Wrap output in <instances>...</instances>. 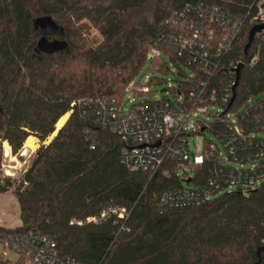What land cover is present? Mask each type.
Returning <instances> with one entry per match:
<instances>
[{
  "label": "trees",
  "instance_id": "1",
  "mask_svg": "<svg viewBox=\"0 0 264 264\" xmlns=\"http://www.w3.org/2000/svg\"><path fill=\"white\" fill-rule=\"evenodd\" d=\"M200 7L208 12L217 7L231 22L241 21L231 46L219 57L224 68L208 76L178 55L149 59L150 44L162 36L189 35L168 20L187 10L196 19ZM260 8L264 10V0H0V194L14 188L21 220L16 228L0 226V233L40 232L78 264H264V177L253 189L229 190L222 180L223 188L214 190L213 181L238 164L211 157L213 140L207 141L200 164L190 165L192 176L171 159L153 175L131 171L122 159L131 140L98 114L100 99L123 107L130 93L141 99L131 107L168 102L178 110L180 100L184 107L191 105L186 103L189 92L203 80V97L213 96L210 107L222 109L219 117L209 116L215 120L206 129L220 142L218 134L231 122L228 114L239 116L264 102L263 32L245 52ZM45 16L56 23V31L35 29L34 21ZM84 21L99 32V42L83 29ZM212 27L215 37L206 47L211 57L226 32ZM43 36L57 47L42 49ZM167 59L183 77L172 88L175 100L156 99L150 88L140 91L158 78L150 74L170 71ZM241 63L231 102L237 76L233 66ZM67 113L65 124L37 149L20 179L5 176L3 143H9L13 155L31 135L43 143ZM263 115L264 110L253 111L244 121L254 142L264 140ZM254 152L249 145L238 154L246 158ZM183 181L192 186L184 187ZM175 188L209 193V198L199 206L170 207L162 197ZM110 206L126 208L128 217L84 222Z\"/></svg>",
  "mask_w": 264,
  "mask_h": 264
},
{
  "label": "built area",
  "instance_id": "2",
  "mask_svg": "<svg viewBox=\"0 0 264 264\" xmlns=\"http://www.w3.org/2000/svg\"><path fill=\"white\" fill-rule=\"evenodd\" d=\"M196 15L198 17L192 19L188 15V10L173 15L168 22L183 28L189 35L162 36L150 44L148 58L161 57L165 53L178 55L184 58V63L187 65L197 64L204 68L208 76L213 75L218 68H224L219 57L231 46L241 26V21L233 19L231 22L228 14L217 7L210 9V12L200 7ZM257 19L259 20L257 24L264 23L262 8L259 9ZM213 25L219 26L218 28L222 30L225 29L226 32L218 47L212 51L213 56L211 57L206 47L215 37ZM237 68L238 66L234 65L233 72H237ZM206 85V81L202 80L197 87H193L186 101L191 105L184 107L183 100H180L181 105L178 110L170 109L168 102L156 104L154 107L138 104L125 109L117 107L114 101L106 99L98 101L100 119L120 132L125 140H131L122 151L123 162L131 171L147 172L153 175L166 159H171L180 162L182 170L189 173L191 165L189 136L200 134L202 129H210L212 124L207 121L210 119L209 116L219 117L222 111V109L210 107V104L215 101L213 96L210 99L203 97ZM132 86L128 87V92L131 91ZM139 90L146 92L149 87L143 85ZM130 102L134 100L130 98ZM225 102L228 100L226 99ZM260 110H264V102L253 109L246 110L239 116L228 114L231 122L227 124L224 131L218 134L224 152L217 143L213 141L210 143L211 157L222 159L225 164L234 162L238 164L236 168H231L228 173H222L221 178L213 181L214 190L223 188L222 180L229 190L238 187L253 189L264 177V164L257 162L264 160V140L254 142L250 138L255 135H247L243 125L244 121L251 116V112ZM204 117L207 120H201ZM261 130H264V125L261 126ZM249 145H254L255 152L246 158L239 156V151ZM246 160L249 162H247L248 166L244 164ZM201 161L202 159L193 164L198 165ZM208 194L187 188H175L166 192L162 201L170 207L199 206L209 198ZM128 215L126 208L110 206L99 214L88 217L84 222L99 224L111 218L123 221ZM0 264H78V262L72 257L62 256L53 239L30 230L0 233Z\"/></svg>",
  "mask_w": 264,
  "mask_h": 264
},
{
  "label": "rangeland",
  "instance_id": "3",
  "mask_svg": "<svg viewBox=\"0 0 264 264\" xmlns=\"http://www.w3.org/2000/svg\"><path fill=\"white\" fill-rule=\"evenodd\" d=\"M83 29H85L89 33V37L94 43H97L101 40V36L99 32L91 27V24L87 21L82 23ZM170 71L164 74H150L151 77L157 76V79L152 82L149 86L151 91L154 93V98H169L171 100H175L174 94L172 93V88L176 81L182 80L183 77L179 74L178 67L175 64H172V61L167 59ZM149 64L146 66L144 72H148ZM150 79H146L145 82L147 83ZM130 98L135 102H139L141 99L139 97H134L131 93L127 94L125 97V101L123 103V107L125 109H129L132 105L130 102ZM134 102V103H135ZM69 117V116H68ZM202 120H207L206 118H202ZM215 119H209L208 122H213ZM33 136V135H32ZM35 137V136H34ZM208 140H213V142L217 143L219 148L224 152V149L220 145V142L215 137V135L206 130L204 133L190 135L188 138L189 142V152L191 155V164L195 161H200L204 156V149L206 147V143ZM51 140L49 138L41 143V141L35 137L34 145L35 150H31L27 147L22 148V150L17 154L13 155L10 151L11 155H5V149L3 146V159H2V170L5 176H9L12 179L18 180L23 175L25 170L30 166L32 158L36 153L37 149L42 144H48ZM180 174L183 175V172L180 171ZM194 172L189 167V176H192ZM17 183H15L16 185ZM182 185L184 187L192 186L189 185L187 182L183 181ZM14 188L9 190L6 193L0 194V224L3 227L8 228H16L20 224V207L17 202V199L14 196Z\"/></svg>",
  "mask_w": 264,
  "mask_h": 264
},
{
  "label": "water",
  "instance_id": "4",
  "mask_svg": "<svg viewBox=\"0 0 264 264\" xmlns=\"http://www.w3.org/2000/svg\"><path fill=\"white\" fill-rule=\"evenodd\" d=\"M34 27H35V29H41L42 31H47V30L56 31V29L58 28L56 23L49 16L37 18L34 21ZM258 32L264 33V24L263 23L256 24L250 30L249 41H248V44L246 45L245 52H247V50L251 46V44L254 40V37ZM40 45H42V49H44V50H54L57 47V44L55 42H48V40L45 36H43L41 38ZM242 65H243V63H241L239 65V67L237 68V76H236L235 84H234L233 89H232L233 90V96H232L231 102L235 99V96H236V87H237L238 82H239L240 69H241ZM204 130L205 129H202L201 132H204ZM56 131L58 132L57 128H56ZM260 251H264V246L262 248H260Z\"/></svg>",
  "mask_w": 264,
  "mask_h": 264
},
{
  "label": "bare ground",
  "instance_id": "5",
  "mask_svg": "<svg viewBox=\"0 0 264 264\" xmlns=\"http://www.w3.org/2000/svg\"><path fill=\"white\" fill-rule=\"evenodd\" d=\"M68 116H69V113L65 114L63 117H61L59 119V121L57 122V125H56L57 130H59L65 124V122L68 119ZM56 134H57V131H55L53 133V135L49 137V140H51ZM34 139H35L34 136H32V135L29 136L27 138V140L25 141L24 147H27V148L31 149L32 151L35 150ZM3 146L5 149V155L10 156L11 155V153H10L11 147H10L9 143L7 141H5L3 143Z\"/></svg>",
  "mask_w": 264,
  "mask_h": 264
},
{
  "label": "crops",
  "instance_id": "6",
  "mask_svg": "<svg viewBox=\"0 0 264 264\" xmlns=\"http://www.w3.org/2000/svg\"><path fill=\"white\" fill-rule=\"evenodd\" d=\"M19 223H20V224H19L18 226H20V225H21V220L19 221ZM0 226H2V225L0 224ZM6 228H8V227H6ZM10 228H11V227H10ZM12 228H14V227H12Z\"/></svg>",
  "mask_w": 264,
  "mask_h": 264
}]
</instances>
